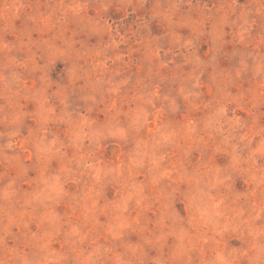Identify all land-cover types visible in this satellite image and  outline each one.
<instances>
[{
  "label": "rangeland",
  "instance_id": "obj_1",
  "mask_svg": "<svg viewBox=\"0 0 264 264\" xmlns=\"http://www.w3.org/2000/svg\"><path fill=\"white\" fill-rule=\"evenodd\" d=\"M0 264H264V0H0Z\"/></svg>",
  "mask_w": 264,
  "mask_h": 264
}]
</instances>
